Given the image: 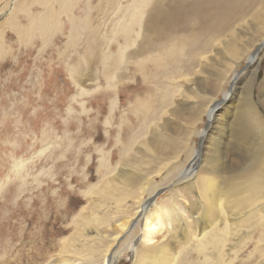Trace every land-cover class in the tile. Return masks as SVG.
Returning a JSON list of instances; mask_svg holds the SVG:
<instances>
[{"label":"rangeland","instance_id":"obj_1","mask_svg":"<svg viewBox=\"0 0 264 264\" xmlns=\"http://www.w3.org/2000/svg\"><path fill=\"white\" fill-rule=\"evenodd\" d=\"M0 1V264H64L65 260L68 264H101V257L88 251L91 235L95 237L96 232L85 233L83 221L96 206L92 191L107 186L114 173L125 169L123 161L138 159L142 145L162 154L165 149L163 145L157 148L158 137L182 139L186 135L184 147L193 153L188 164L194 160L192 167L198 171L206 141L219 135L213 120L221 116L229 132L223 146L226 166L234 165L232 160L245 146H238L236 152L230 147L232 119L242 112L236 97L230 99L245 86L250 90L252 105L264 119L260 94L264 18H255L264 17V0L235 2L228 13V27L215 37H201L198 58L189 57L195 49L186 45L185 61L190 65L198 60L196 65L190 72L163 79V88L156 86L158 79L148 73L138 77L135 69L142 55L127 57L128 77H118L121 65L114 69L116 77L112 81L106 78L103 56L117 55L124 46V33L120 23L111 21L120 11L110 10L105 0H74L67 8L69 12L59 10L50 33L27 40L16 36V41L10 24L5 23L7 18L13 16V21L21 22L25 32L27 23L22 18L26 12L32 17L42 13L51 18L54 11H44L39 0H26L32 4L27 11L17 10L21 0H9L7 6V0ZM87 13H92L88 36L92 31L94 34L89 41L79 35L74 52L68 51L71 24L76 20L80 24ZM141 29L138 40L136 32L130 36L125 54L136 51L140 43H149L147 37L144 39L148 31ZM250 74L253 79L247 81ZM146 88L153 89L159 101L165 95L167 102H154L149 115L139 119L142 112L137 111L136 99L147 94ZM212 109L213 120L210 118L205 130ZM171 182L157 190L156 196L153 194L157 199L150 203L147 198L146 212L179 184ZM128 203L132 206L134 201ZM100 212L94 214L99 216ZM140 213H135L128 230L119 236L122 245H111L108 257L115 249L118 255L110 264L133 263L132 247L138 248L143 226ZM122 220L119 217L104 222L108 239L116 234L117 222ZM254 226L249 229L248 241H243L244 250L238 251L237 257L228 256L234 259L231 264H264V252L259 250H264V225ZM91 245L95 249L98 243L92 241ZM190 247L193 250L189 246V252L183 250L177 263L184 259V264L204 263L194 245ZM228 257H224L226 262Z\"/></svg>","mask_w":264,"mask_h":264},{"label":"bare ground","instance_id":"obj_2","mask_svg":"<svg viewBox=\"0 0 264 264\" xmlns=\"http://www.w3.org/2000/svg\"><path fill=\"white\" fill-rule=\"evenodd\" d=\"M21 1L17 5V10L19 8L21 11L24 8L27 11L31 8L32 4L25 3L26 0ZM73 1L39 0L44 11H54V17L48 18L42 13L32 17L26 12L22 18L27 23L24 25L25 32L22 30L23 24L16 20L13 21V16L7 18L5 23L10 24L14 41H16V36L24 37L25 40L32 36H44L45 33H50L49 29L55 28L59 10L69 12L67 8L72 5ZM237 1L105 0L110 5V10L120 11L117 19H111V21L120 23L124 33L122 35L124 46L118 49L117 55H106L105 53L103 56L105 66H107L106 78L112 81L116 77L114 69L121 65L124 66L119 71L118 77H128L130 73L125 71L129 65L128 58L142 55L143 60L135 69L140 73L138 77L148 73V76L158 79L156 86L163 88L165 84L163 79L182 71L190 72L196 65L198 60L195 62L192 59L195 63L191 62L190 65L185 61L187 60V55L183 54L186 50L185 46L188 45L195 49L189 57L198 58L200 56L198 51L202 48L201 44L199 46L201 37L203 40L207 34L215 37L227 28L228 13ZM9 2L7 0L5 6ZM91 14L87 13L80 24L77 20L71 24L73 26L69 35L68 51L74 52L78 45L79 35L83 40L93 36V31L88 36L89 31L91 32L88 27ZM255 18L261 20L264 17ZM144 27L149 33L148 36L144 35V39L147 37L149 43H140L136 51L125 54L130 36L136 32L138 40L141 37L140 32L143 31L141 28ZM153 40L154 43H151ZM1 48L0 37V52ZM253 73L254 69H252ZM252 74L247 81L253 79ZM142 87L145 88L144 83ZM146 89L147 94L142 99H136L137 111L140 114L142 112L139 119H145L149 115L150 109H154V105H151L154 102L157 105L167 102L165 95L160 97L159 101L153 89ZM167 92L168 90L165 94ZM260 94L264 104V78ZM234 97L240 102L242 112L232 119L231 136L230 134L229 136L231 140L233 136V140L230 141V147L236 152L238 146H245V150L242 154L239 153V157L231 159L235 162L234 165L226 166V152L223 149L226 135L229 133L226 120L219 116L217 121H214L213 109L210 112V118L217 129L216 134L219 135L215 137L216 140L208 138L209 140L206 141L202 165L198 171L192 167L194 160L190 165L188 164L193 153L184 147L185 140H187L186 135V138L184 136L182 139L156 138L157 148L163 145L165 149L162 154L151 150L149 146L142 145L138 159L127 158L123 164L121 163L122 168L125 169L114 173L115 175L111 181L109 180L107 186L92 191L97 200L96 206L91 216L88 215L83 221L87 228L85 233L96 232L95 237L91 235V240H89V254H97L101 257V264H106V261L110 264L112 259L116 260L117 249L112 257H108L111 245H122L123 242L120 241L119 236L128 230L131 218L135 213H139L137 212L138 206L141 204L142 233L138 248L132 247L135 250L132 264H184L185 259L178 263L177 259L181 258L183 250H186L185 254L189 249L193 250L190 247L193 245L197 257L203 258L205 264H231L234 261L228 256L237 257L238 251L244 250L243 243L250 238L248 234L252 231L251 227L256 224L264 225V119L259 116L251 103L248 86L234 93L230 100ZM227 106H230V103ZM209 125L207 123L205 130ZM126 144L127 142L123 143L124 147ZM168 181L179 182L182 187L179 188L177 183V186L175 185L174 189L160 200L155 208L146 212L149 199L151 201L153 194L156 196L157 190L164 187ZM129 201H134V205L131 206ZM94 212H100V215L97 216ZM119 217H123V220L117 222L119 224L116 225V234L108 239L104 222ZM98 227L101 228V232L98 231ZM92 241L98 243L95 249L92 248ZM188 246L189 249H187ZM259 250L264 252L262 249ZM224 257H228L227 262ZM64 264L68 262L65 260Z\"/></svg>","mask_w":264,"mask_h":264},{"label":"water","instance_id":"obj_3","mask_svg":"<svg viewBox=\"0 0 264 264\" xmlns=\"http://www.w3.org/2000/svg\"><path fill=\"white\" fill-rule=\"evenodd\" d=\"M210 110L208 111V115H207V123H210ZM202 134H204V133H202ZM154 199V197L152 198V200Z\"/></svg>","mask_w":264,"mask_h":264}]
</instances>
